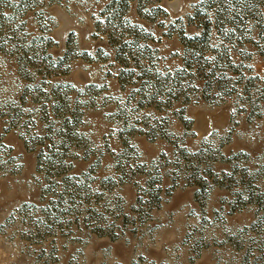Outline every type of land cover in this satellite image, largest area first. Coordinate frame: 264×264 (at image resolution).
<instances>
[{
	"label": "rangeland",
	"instance_id": "rangeland-1",
	"mask_svg": "<svg viewBox=\"0 0 264 264\" xmlns=\"http://www.w3.org/2000/svg\"><path fill=\"white\" fill-rule=\"evenodd\" d=\"M0 264H264V0H0Z\"/></svg>",
	"mask_w": 264,
	"mask_h": 264
}]
</instances>
